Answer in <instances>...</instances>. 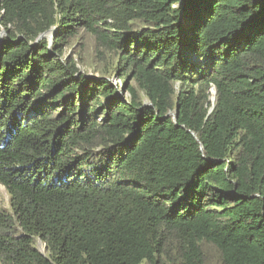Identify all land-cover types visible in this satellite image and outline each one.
<instances>
[{
	"label": "trees",
	"instance_id": "trees-1",
	"mask_svg": "<svg viewBox=\"0 0 264 264\" xmlns=\"http://www.w3.org/2000/svg\"><path fill=\"white\" fill-rule=\"evenodd\" d=\"M2 31L0 264H264V0H0Z\"/></svg>",
	"mask_w": 264,
	"mask_h": 264
},
{
	"label": "rangeland",
	"instance_id": "rangeland-1",
	"mask_svg": "<svg viewBox=\"0 0 264 264\" xmlns=\"http://www.w3.org/2000/svg\"><path fill=\"white\" fill-rule=\"evenodd\" d=\"M5 35H6V32L4 33V36ZM44 36L49 37L51 42H53V38H51L50 32L47 33ZM40 39L41 38H39V40ZM94 42H95V39H94L93 36L85 35V34L82 33V34H80L79 36H77L76 38H74L71 41L72 44L67 46L65 53H66V56L71 55L75 51H77L76 53H78V52H80L81 45L86 43L84 48L81 50L83 52L80 54V57L82 56L84 62H86L88 64V67H83L82 63H80L79 66L81 67L82 71H85V70L88 71L89 72L88 75L98 76L99 72H96L94 70V67L99 68L98 64L95 63V51L93 49L94 48ZM77 57H78V61H80L79 60V55H77L76 58ZM80 62H82V61H80ZM91 65H93V66H91ZM111 79H112V81L115 84L121 85V81L116 76L112 75ZM213 91H214V89H213ZM124 97H126V96H124ZM0 204L6 209H10L11 208V205H10V194H9L7 188L4 185H0ZM38 247H39L40 251L45 253V246L43 244L40 243L38 245Z\"/></svg>",
	"mask_w": 264,
	"mask_h": 264
},
{
	"label": "clouds",
	"instance_id": "clouds-1",
	"mask_svg": "<svg viewBox=\"0 0 264 264\" xmlns=\"http://www.w3.org/2000/svg\"><path fill=\"white\" fill-rule=\"evenodd\" d=\"M54 30H55V27L54 28H52V30H50L49 32H50V34H51V38H53L54 37ZM49 32H47V33H49ZM47 33H44V34H47ZM212 91H213V89H212ZM212 94H213V97H212V100L213 101H215V94H216V91H215V89H214V91L212 92Z\"/></svg>",
	"mask_w": 264,
	"mask_h": 264
},
{
	"label": "water",
	"instance_id": "water-1",
	"mask_svg": "<svg viewBox=\"0 0 264 264\" xmlns=\"http://www.w3.org/2000/svg\"><path fill=\"white\" fill-rule=\"evenodd\" d=\"M4 33H5V31H2L1 33H0V45H2V40H3V37H4ZM44 35H46V34H42L41 36H40V38H43L44 37ZM39 40V39H38ZM215 99V98H214ZM178 117V114L176 113L175 114V118H177Z\"/></svg>",
	"mask_w": 264,
	"mask_h": 264
}]
</instances>
